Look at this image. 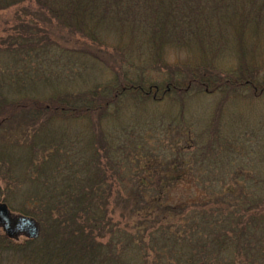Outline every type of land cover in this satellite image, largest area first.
Listing matches in <instances>:
<instances>
[{
  "label": "trees",
  "instance_id": "1",
  "mask_svg": "<svg viewBox=\"0 0 264 264\" xmlns=\"http://www.w3.org/2000/svg\"><path fill=\"white\" fill-rule=\"evenodd\" d=\"M261 48L264 0H0V202L42 228L0 232V264H264L262 137L252 161L189 130L176 161H141L153 134L125 137L138 109L262 104ZM185 182L219 188L168 202Z\"/></svg>",
  "mask_w": 264,
  "mask_h": 264
},
{
  "label": "rangeland",
  "instance_id": "2",
  "mask_svg": "<svg viewBox=\"0 0 264 264\" xmlns=\"http://www.w3.org/2000/svg\"><path fill=\"white\" fill-rule=\"evenodd\" d=\"M258 59L261 61L264 60V49L262 48L260 49ZM221 97L222 96L219 94L201 96L197 99H194L193 101H190L184 112L179 110L178 107H171V105L168 103L163 105L160 104L161 106L155 105L156 107H151V111L145 113L140 109H138L139 112L136 113H132L133 111L127 112L126 121L132 122L127 123V125H132V127L129 134L127 133L128 135L126 134L127 136H125L126 140L132 139L136 143L140 142L139 144L141 145L142 140H140V138L146 136L145 132H148V134L152 133L153 136H149V139L148 137H144L145 139L143 141L147 144V146L143 147L139 151L141 161H146L148 158L145 154H143L146 148L148 152L156 154L157 157L163 161H176V159L180 157L176 149L178 146H186L185 142H188V140L185 138L186 135H183V133H186L189 130L193 136V139L195 138V143H204L205 141H207L205 143H209V141H211L213 144H215V154L218 156L216 161H230L229 159L233 157L234 161H249V159L252 161V158L247 153L250 151L253 153L254 147L256 145L255 142H257L258 137H262V140L259 143L264 145V127L261 129L262 126H256L255 122L252 120L255 117H259L261 119L264 118V102L262 104L255 105V107L246 106L244 104L236 106L238 104L233 105L229 101L222 100ZM247 119L252 121L247 122ZM213 127L216 129L217 134H209V128H211L213 131ZM143 129L147 130L143 131ZM179 133L182 134V137H180ZM114 136H116V134ZM209 137H212L213 139H209ZM234 138L238 139L237 144L234 141L236 145H233ZM189 143L191 142L189 141ZM119 144H123L121 137L119 138ZM124 145L126 144L124 143ZM196 146L197 145H192L190 150L192 151L196 148ZM242 146H245L246 149H243L242 154H239L238 152H241ZM251 146L253 147L250 148ZM257 149L259 152L261 151V157L259 154L258 156H255L259 157L260 159L264 158V147L260 145ZM132 150L133 149H130L129 151ZM185 152L186 153L182 156V158L186 161L191 157V155L189 154L190 152H188V148ZM133 153L135 156L136 152ZM231 153H234L233 157L227 156ZM130 159L132 161L134 157L132 156ZM125 160L128 161L129 158H126L123 161ZM193 160H195V158H193ZM224 170L225 169L218 170V175L220 178L223 177L224 174L222 173ZM232 177L233 175H229L227 180L231 179ZM196 183L198 182H185L175 187V189H171L169 192L168 202L179 204L183 201L189 200L191 202L203 203L206 199H209L208 192L212 193L214 190L218 191L219 188L214 185V187H216L213 189L214 187L211 188L210 185H207L204 187L205 189H203L202 185L200 186L198 185L199 183ZM218 184H220V182H217V185ZM0 203L7 205L3 202ZM7 207L9 208L8 205ZM9 210L11 214L23 215L14 213L10 208ZM41 229L42 228L40 224V234ZM0 232L5 234L1 227ZM21 238L27 239L22 235L17 236L18 240ZM4 256H7V254ZM23 260L24 258L20 255L19 260L18 256H12L9 257L8 260L5 259L3 262H1V264H20V262H23Z\"/></svg>",
  "mask_w": 264,
  "mask_h": 264
},
{
  "label": "water",
  "instance_id": "3",
  "mask_svg": "<svg viewBox=\"0 0 264 264\" xmlns=\"http://www.w3.org/2000/svg\"><path fill=\"white\" fill-rule=\"evenodd\" d=\"M0 227L6 235L15 239L19 235L27 239H37L40 235V224L34 218L11 214L7 205L1 203Z\"/></svg>",
  "mask_w": 264,
  "mask_h": 264
}]
</instances>
